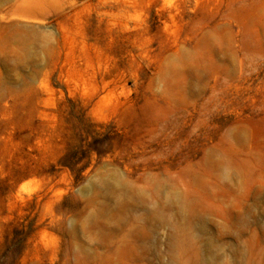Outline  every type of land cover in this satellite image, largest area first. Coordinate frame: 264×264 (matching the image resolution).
I'll use <instances>...</instances> for the list:
<instances>
[{
	"label": "rangeland",
	"instance_id": "1",
	"mask_svg": "<svg viewBox=\"0 0 264 264\" xmlns=\"http://www.w3.org/2000/svg\"><path fill=\"white\" fill-rule=\"evenodd\" d=\"M0 264H264V0H0Z\"/></svg>",
	"mask_w": 264,
	"mask_h": 264
}]
</instances>
